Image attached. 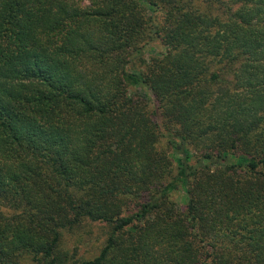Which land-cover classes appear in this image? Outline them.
<instances>
[{
  "label": "trees",
  "instance_id": "16d2710c",
  "mask_svg": "<svg viewBox=\"0 0 264 264\" xmlns=\"http://www.w3.org/2000/svg\"><path fill=\"white\" fill-rule=\"evenodd\" d=\"M203 1L216 16L189 0H0V264H68L63 230L84 219L113 231L80 264H264V0ZM153 38L165 55L130 72ZM232 71L243 90L214 98ZM158 115L178 166L161 196Z\"/></svg>",
  "mask_w": 264,
  "mask_h": 264
},
{
  "label": "rangeland",
  "instance_id": "374dc122",
  "mask_svg": "<svg viewBox=\"0 0 264 264\" xmlns=\"http://www.w3.org/2000/svg\"><path fill=\"white\" fill-rule=\"evenodd\" d=\"M85 4L88 3L85 2ZM189 6L193 10L203 11L209 15L212 14L215 15L218 13L217 6H214L213 11H211L212 10L210 9L211 6L208 5L206 2H204L203 0H189ZM149 14L152 15V12H150ZM157 17L159 18L158 15ZM165 53H166V48L161 42V40L157 38H153L143 47L141 53H135L132 57H130L131 61L128 65V70L134 73H142L143 71H145L146 64L150 63L151 61L157 58L159 59L162 58L163 55H165ZM236 68H238V64L236 65ZM221 89L225 91H230L232 93L239 90H243L241 87H239L238 80L236 75L234 74V71L228 73L225 76V81L218 84L217 83L213 84L212 90L215 93L214 98L218 96L219 90ZM129 92L131 95H134V97H145L148 100L149 110L150 111L156 110L157 103L155 102L151 93L146 87H143L141 85L130 86ZM259 116H260L259 125L256 128V130H254L253 132H255L254 135L256 136L257 140L264 142V112L260 113ZM156 122L158 123L161 129V132H159L161 138L158 141V143L154 144V141H152L149 144L150 146L154 145L156 147V150L154 151L153 160L156 159V154L159 155L160 153H165L166 154L165 158L167 160L166 162L171 161V165H172L171 173L169 175L166 174L156 188L158 195L161 196L162 192H164L165 187L169 185L172 181H174L178 170V166L175 161L174 149L169 143L170 138L168 137L167 132L162 126V120L159 117V115L156 118ZM173 139L177 140L175 138ZM176 142L179 141L177 140ZM189 148L194 156L193 157L194 162H197V160H202V156L200 155L201 149L197 148L194 145H191ZM148 150L149 152H151L152 149L148 148ZM178 158H181V155H178ZM204 163L213 170H215L218 167H221L220 164H210L207 161H205ZM186 190H187L186 187L179 185L177 189L174 190L171 189V191H169L168 196L177 209L185 210L187 208L188 195ZM138 202H139V198L137 196H131L130 198H126L125 202L121 203L122 215L123 216L132 215V213L135 211L133 210V208L136 207ZM112 231H113L112 223L84 219L77 227L71 230L69 229L63 230V234H62L63 240L61 243L60 250L67 251L69 253L70 261L68 264H80L83 261L92 260L101 253ZM29 258L30 259L27 260L29 264L36 263L33 261V257L29 256Z\"/></svg>",
  "mask_w": 264,
  "mask_h": 264
}]
</instances>
